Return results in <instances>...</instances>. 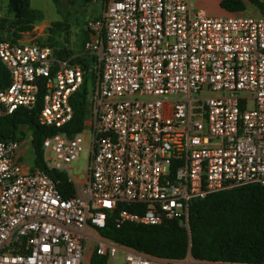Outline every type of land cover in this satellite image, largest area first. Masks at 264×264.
Segmentation results:
<instances>
[{"label": "built area", "instance_id": "2783aa9c", "mask_svg": "<svg viewBox=\"0 0 264 264\" xmlns=\"http://www.w3.org/2000/svg\"><path fill=\"white\" fill-rule=\"evenodd\" d=\"M89 1L102 9L85 24L82 50L98 70L87 148L82 131L62 130L86 71L53 47L0 41L9 79L0 114L39 99L38 124L56 129L41 143L44 169L20 163L21 138L0 140V264H90L93 254L108 264L118 252L123 264H244L155 257L99 230L113 213L118 225L177 220L188 229L190 200L264 185V17H209L190 0ZM84 151L77 182L69 173ZM48 171L75 194L64 197Z\"/></svg>", "mask_w": 264, "mask_h": 264}, {"label": "trees", "instance_id": "16d2710c", "mask_svg": "<svg viewBox=\"0 0 264 264\" xmlns=\"http://www.w3.org/2000/svg\"><path fill=\"white\" fill-rule=\"evenodd\" d=\"M254 6L264 17L261 0H222L220 7L234 13L245 9V4ZM42 18L40 11L30 7L29 0H6V15L0 16V41L17 42L24 33ZM54 27L58 25L53 23ZM83 43L80 47L83 49ZM55 47L54 45H51ZM55 54L68 58L70 53L55 48ZM72 62L97 78L96 59L84 55ZM82 87L70 97L73 117L62 130L68 135L82 131L88 115L87 75ZM8 74L0 63V90L7 86ZM1 109V107H0ZM40 109L38 99L31 109H17L12 114H0V140L22 138L25 128L29 132L32 167L44 169L41 143L56 129L38 124ZM51 178H58L57 188L64 197L75 194L74 186L66 182L63 173L48 171ZM132 209V208H130ZM113 213L106 219L99 234L118 244L139 252L166 259L181 260L187 252L201 261L237 262L264 264V185L248 184L219 190L203 199H192L188 205V229L177 220H164L159 225H142L123 222L118 225ZM90 264H106L105 258L91 256Z\"/></svg>", "mask_w": 264, "mask_h": 264}, {"label": "rangeland", "instance_id": "374dc122", "mask_svg": "<svg viewBox=\"0 0 264 264\" xmlns=\"http://www.w3.org/2000/svg\"><path fill=\"white\" fill-rule=\"evenodd\" d=\"M30 7L40 11L41 20L37 21L30 32L24 33L19 42L35 43L38 45H47L54 49L58 46L69 45L75 33L85 28L88 20L101 15L102 6L98 3H92L89 0H29ZM191 4L200 12L202 10L213 12L217 11L221 1L217 0H190ZM218 2V3H217ZM6 15V0H0V16ZM57 24V27L53 26ZM40 35L38 37H35ZM81 41V40H80ZM79 41V43H80ZM56 50V49H55ZM88 88H92L94 82L90 79V70L86 71ZM245 109L253 108V100L247 99L244 103ZM24 135L21 138L22 160L26 166L32 167V154L30 147L29 132L22 128ZM83 138V147L87 148L89 143L90 132L84 129L81 133ZM87 153L84 151L78 159L72 163V170L69 175L77 182H81L87 171L88 160ZM90 244H87L88 250ZM108 264H123V255L118 252L113 260Z\"/></svg>", "mask_w": 264, "mask_h": 264}, {"label": "crops", "instance_id": "0c3cea01", "mask_svg": "<svg viewBox=\"0 0 264 264\" xmlns=\"http://www.w3.org/2000/svg\"><path fill=\"white\" fill-rule=\"evenodd\" d=\"M217 1L219 2L222 0H217ZM245 5L246 6H245L244 10L239 11V12H234V13H230V12L225 11L224 9H222L220 7V4H219V8L217 11H213V12L209 13V11L202 10L201 13L203 15L209 16V17H228V16L241 17V16H247V15H252V16H260L261 15L259 13V11L254 6H252L251 4L246 3ZM38 36H40V35H37L35 37H38ZM88 37H89L88 32L84 28L82 31L79 32L78 36H77V33H75V35H74L73 39H71L69 45H66L64 47L58 46V49H63V50H66L67 52H69L70 57H68V58H70V59H74V57H77V56H84V53L82 51L83 49H81L80 47L82 46V42L83 41L85 42L88 39ZM79 41H80V43H79ZM22 43H28V42H22ZM22 157H23V155L20 152V158H19L20 163L25 167H30V166H26V164L22 160Z\"/></svg>", "mask_w": 264, "mask_h": 264}]
</instances>
